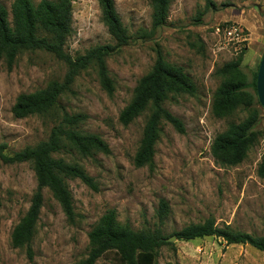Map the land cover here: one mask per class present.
Segmentation results:
<instances>
[{
    "label": "rangeland",
    "instance_id": "1",
    "mask_svg": "<svg viewBox=\"0 0 264 264\" xmlns=\"http://www.w3.org/2000/svg\"><path fill=\"white\" fill-rule=\"evenodd\" d=\"M13 1L0 0L9 9ZM114 2L132 39L107 57L114 82L112 94L103 88L92 65L76 77L58 107L18 118L13 113L18 96L43 89L51 81H62L68 67L44 51L23 52L12 69L0 61V144H6L8 154L47 140L65 112L85 114L80 131L98 135L110 150L83 155L66 145L53 154L85 170L97 189L80 178L66 177L73 196L74 223L68 221L52 191L44 189L32 260L25 246H13L12 232L37 188L34 167L31 162L4 164L0 160V264L79 263L90 251L89 232L109 209L116 210L119 223L137 231L160 228L167 238L209 218L219 227L264 234V179L257 173L264 160V108L251 85L264 53V0H172L166 24L155 32L151 0ZM224 20L240 22L250 34L240 64L247 101L217 116L213 105L226 79L219 70L237 57L232 51L213 54L212 31ZM104 44L115 45L116 41L102 19L98 0H74L66 52L77 56ZM157 48L168 64L184 69L196 90L171 93L165 101L186 130L181 133L164 124L152 169L135 164L151 110L128 125L121 122L120 115L132 101L140 78L153 67ZM239 77L234 74L228 79ZM249 121L261 132L259 140L241 163L221 164L212 151L216 137L232 123ZM161 199L169 203L170 212L159 224L156 213ZM168 242L159 249L156 264H264L263 251L248 244H226L216 236ZM96 264H118V257L109 251Z\"/></svg>",
    "mask_w": 264,
    "mask_h": 264
},
{
    "label": "trees",
    "instance_id": "2",
    "mask_svg": "<svg viewBox=\"0 0 264 264\" xmlns=\"http://www.w3.org/2000/svg\"><path fill=\"white\" fill-rule=\"evenodd\" d=\"M73 1L40 0L34 3L32 0H14L10 9L0 2V61L4 60L8 69H12L20 54L27 51L50 53L68 67L62 81H51L43 89L18 96L13 107V113L18 118L49 113L58 107L61 96L70 90L76 77L92 65L97 68L103 88L109 94L114 91V82L106 60L117 48L129 43L132 36L122 23L114 0H98L102 19L116 44L97 45L84 54L72 56L66 52L65 47L72 29ZM151 1L152 31L155 32L166 24L172 0ZM244 53L219 70L226 79L219 86L213 105L214 114L217 116H224L237 105L247 101L244 92L246 84L240 70ZM234 74L240 76V79H228ZM257 74L258 72L251 84L256 91ZM195 90V84L184 69L168 64L161 49L157 48L153 67L140 78L132 101L120 115L121 122L128 125L145 111L151 110L135 157L136 166L154 168L155 147L164 124L169 123L178 132H185L184 122L164 104L171 93H194ZM86 117L83 113H63L47 140L27 146L13 154L6 152V144H0V160L4 164L31 162L34 167L37 188L29 209L12 232L13 246H25L27 256L31 260L34 256L32 241L43 206L44 189L52 191L70 223L75 222L76 214L66 177L80 178L90 187L97 189L92 177L85 170L53 155L66 145H71L83 155H90L93 150L109 153V146L102 138L80 131L79 125ZM253 125L251 121L232 123L227 132L216 137L212 151L221 164L236 165L243 161L247 150L256 144L261 135ZM257 173L264 179V160L260 163ZM169 212V203L161 199L156 213L159 224L168 217ZM88 236L90 251L88 256L77 264H96L97 260L109 251L115 252L118 264H156L159 249L169 244L168 238L160 228L137 231L129 224L119 223L115 209L106 211ZM173 236L179 240L216 236L222 238L226 244H248L264 252V234L253 235L234 230L228 225L219 227L213 218L175 231Z\"/></svg>",
    "mask_w": 264,
    "mask_h": 264
},
{
    "label": "built area",
    "instance_id": "3",
    "mask_svg": "<svg viewBox=\"0 0 264 264\" xmlns=\"http://www.w3.org/2000/svg\"><path fill=\"white\" fill-rule=\"evenodd\" d=\"M212 38L213 54L232 51L238 56L247 50L250 34L240 22L224 20L213 28Z\"/></svg>",
    "mask_w": 264,
    "mask_h": 264
},
{
    "label": "water",
    "instance_id": "4",
    "mask_svg": "<svg viewBox=\"0 0 264 264\" xmlns=\"http://www.w3.org/2000/svg\"><path fill=\"white\" fill-rule=\"evenodd\" d=\"M257 94H258L259 102L264 108V53L262 55V59L257 74ZM176 239L177 238L175 236L168 238V240L171 242L175 241Z\"/></svg>",
    "mask_w": 264,
    "mask_h": 264
}]
</instances>
